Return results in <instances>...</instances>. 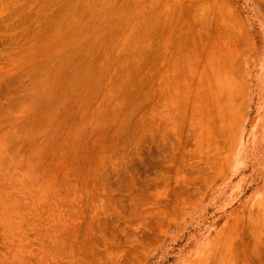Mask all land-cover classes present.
Segmentation results:
<instances>
[{"label": "rangeland", "instance_id": "rangeland-1", "mask_svg": "<svg viewBox=\"0 0 264 264\" xmlns=\"http://www.w3.org/2000/svg\"><path fill=\"white\" fill-rule=\"evenodd\" d=\"M0 264H264V0H0Z\"/></svg>", "mask_w": 264, "mask_h": 264}]
</instances>
